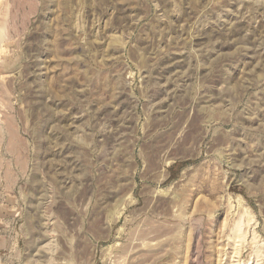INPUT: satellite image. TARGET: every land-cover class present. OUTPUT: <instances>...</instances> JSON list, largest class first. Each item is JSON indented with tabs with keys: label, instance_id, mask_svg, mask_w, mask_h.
<instances>
[{
	"label": "rangeland",
	"instance_id": "1",
	"mask_svg": "<svg viewBox=\"0 0 264 264\" xmlns=\"http://www.w3.org/2000/svg\"><path fill=\"white\" fill-rule=\"evenodd\" d=\"M0 264H264V0H0Z\"/></svg>",
	"mask_w": 264,
	"mask_h": 264
}]
</instances>
